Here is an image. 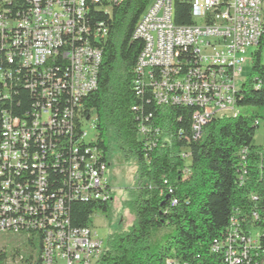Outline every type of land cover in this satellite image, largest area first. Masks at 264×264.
Wrapping results in <instances>:
<instances>
[{
	"label": "built area",
	"instance_id": "2783aa9c",
	"mask_svg": "<svg viewBox=\"0 0 264 264\" xmlns=\"http://www.w3.org/2000/svg\"><path fill=\"white\" fill-rule=\"evenodd\" d=\"M120 1L0 0V234L19 240L10 251L0 244L6 252L0 264H94L103 249L94 227L71 226L66 204L112 199L109 163L86 147L96 137L82 129L89 118L79 107L96 87L102 59L87 37L89 6L107 12L104 2ZM173 15L174 0H150L140 15L133 31L142 41L136 83L150 86L158 105H195L196 138L208 121L232 111L264 0H190L194 22L187 25L175 24ZM97 33L107 36L103 22ZM18 88L30 92L27 105ZM13 103L28 107L16 113ZM262 237L264 225L245 235L234 216L213 251L225 264H264Z\"/></svg>",
	"mask_w": 264,
	"mask_h": 264
},
{
	"label": "trees",
	"instance_id": "16d2710c",
	"mask_svg": "<svg viewBox=\"0 0 264 264\" xmlns=\"http://www.w3.org/2000/svg\"><path fill=\"white\" fill-rule=\"evenodd\" d=\"M149 1L104 2L107 12L89 6L87 37L102 51V59L95 89L80 100L82 119L93 115L95 121V142L86 147H96L101 160L109 163L110 140L136 166L129 201L133 223L109 235L94 264H225L223 253L213 251V246L228 234L231 218L240 219L245 235L252 226L264 225V146L253 141L264 114L235 109L264 108V19L251 53L250 75L237 89L232 111L212 118L195 138V105H158L151 87L136 83L142 41L133 37V31ZM173 21L194 22L190 0H174ZM99 22L107 27V36L96 34ZM18 90L20 101L31 102L28 90ZM27 107L13 103L16 113ZM140 127L150 133L141 135ZM66 208L71 226L85 227L91 225L94 213L108 212L109 201L72 200ZM258 210L262 215L254 220L252 212ZM164 227L171 233L153 243L154 234ZM260 240L264 247V238ZM2 248L6 250L5 245ZM3 251L1 263L6 257Z\"/></svg>",
	"mask_w": 264,
	"mask_h": 264
},
{
	"label": "rangeland",
	"instance_id": "374dc122",
	"mask_svg": "<svg viewBox=\"0 0 264 264\" xmlns=\"http://www.w3.org/2000/svg\"><path fill=\"white\" fill-rule=\"evenodd\" d=\"M256 47H250L246 53V61L242 65V72L238 79L237 86L248 78L251 72V53ZM262 63L264 64V48L261 53ZM235 109L240 113L258 111L264 114V108L247 107L242 108L235 106ZM228 113V112H226ZM94 116L84 121L82 129L87 132L88 139L96 136L95 128L93 127ZM253 141L255 144L264 146V121L261 122L257 128ZM108 183L111 187L112 199L109 201L108 212L101 213L96 212L92 217L91 226L97 231L98 236L102 240V247L104 248L108 237L111 233L119 230H127L133 223V213L131 211L129 201L131 199L130 191L135 186V161L131 157H125L119 150L115 148V145L108 140ZM171 233L170 227H164L160 231L154 234L152 242L159 244L163 239ZM17 236L10 233L0 234V244H4L8 251L17 246ZM19 245V243H18Z\"/></svg>",
	"mask_w": 264,
	"mask_h": 264
},
{
	"label": "bare ground",
	"instance_id": "6f19581e",
	"mask_svg": "<svg viewBox=\"0 0 264 264\" xmlns=\"http://www.w3.org/2000/svg\"><path fill=\"white\" fill-rule=\"evenodd\" d=\"M261 27H262V22H257V29H256V31H254V47L257 45V42L259 40V37L261 34ZM234 100H235V98L232 99V105L234 103Z\"/></svg>",
	"mask_w": 264,
	"mask_h": 264
}]
</instances>
